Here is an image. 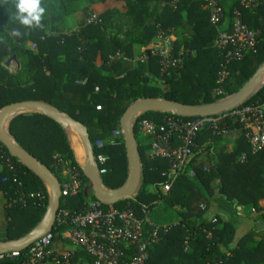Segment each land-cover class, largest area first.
<instances>
[{"label": "trees", "instance_id": "16d2710c", "mask_svg": "<svg viewBox=\"0 0 264 264\" xmlns=\"http://www.w3.org/2000/svg\"><path fill=\"white\" fill-rule=\"evenodd\" d=\"M80 1L89 3V18L94 16L95 21L84 20L73 31H63L58 27L63 12ZM170 1L42 0L46 8L43 27L35 30L24 29L14 21V7L0 5V111L13 104L38 102L78 122L87 131L96 167L106 170L100 176L102 186L109 191L120 189L129 171L124 142L109 145L108 139L119 129L121 117L132 104L147 99L186 106L215 104L239 92L264 63V0L256 1L255 8H245L241 0H216L223 20L227 17L233 21L238 12L242 22L259 34L252 51L225 66L227 76L223 84L218 83V77L225 65V51L214 46L217 29L210 24L204 0H176L174 7L166 5L160 14L150 11L148 6L150 2ZM122 18L130 24L123 33L115 26ZM15 28L28 34L11 37L9 32ZM110 29H116L112 36L108 34ZM168 30L176 38L175 55L183 58L180 69L171 70L168 76L161 75L158 57L147 50L132 70L117 77L123 62L133 60L135 46L146 47L159 32ZM10 58L18 66L12 71L5 66ZM218 89L222 94H216ZM258 99L264 100V86L244 103ZM98 106L100 110L96 109ZM165 115L169 114L145 113L137 120L160 124ZM8 133L18 147L52 173L60 187L69 181L67 175L63 176L65 168L79 175L80 190L88 183L64 128L51 118L37 113L18 115L10 121ZM133 133L141 166L140 185L134 197L119 201L112 208H129L143 220L142 210L147 211L153 226L144 225V236L156 229L157 239L148 247L145 264H264V234L251 231L235 242L236 232L230 223L206 218L212 199L217 196L225 204L261 211L264 152L251 154L240 132L228 137H213L205 132L197 138L191 158L169 192L164 193L162 188L170 181L168 162L149 157L152 138L141 136L136 124ZM226 140L234 145L232 151L218 148ZM96 142H102V147H96ZM172 142L179 145L176 140ZM0 149L6 151L1 143ZM99 156L104 163L97 161ZM4 158H0V191L6 199L7 228L0 243L19 240L34 231L43 219L49 199L46 186L37 176L11 157L16 168L13 175L5 168ZM190 170L195 173L193 178L188 176ZM86 208L81 192L60 199L59 211L67 215L54 223L52 250L70 245L63 235L73 228L71 219L82 215ZM29 248L19 251L20 254L24 255ZM134 252L128 249L127 257ZM71 260L92 263L94 258L76 250ZM23 261L22 257L4 259L0 264Z\"/></svg>", "mask_w": 264, "mask_h": 264}, {"label": "built area", "instance_id": "2783aa9c", "mask_svg": "<svg viewBox=\"0 0 264 264\" xmlns=\"http://www.w3.org/2000/svg\"><path fill=\"white\" fill-rule=\"evenodd\" d=\"M176 2L172 0L161 4L162 7L166 5L174 7ZM241 3L245 8L257 6L255 0H241ZM204 9L209 13L210 24L217 29L214 46L225 51V65L218 77V83L223 84L227 76L225 66L232 61L241 60L244 54L252 51L258 43L259 34L242 22L238 12L235 13L231 23V31L221 29L223 14L216 0H204ZM93 21L95 17L90 16L87 22ZM173 38L169 30L159 32L152 45L151 51L159 59L161 75L168 76L171 70L180 69L183 65L182 56L174 53ZM31 49L34 50V47L32 46ZM11 66L12 70L18 67L15 62L11 63ZM216 94H222L221 89H218ZM96 109L101 108L98 106ZM138 117L133 121L137 132L141 136L152 138L149 157L164 159L168 162L170 181L163 186L164 193L169 192L180 171L191 158L197 138L205 132L213 137H228L240 132L251 154L264 152V100L258 99L249 104L242 103L216 115L197 117L192 120H184L173 113L165 115L160 124L147 119L137 120ZM119 140H123L120 128L112 132L108 144L115 145ZM173 140H176L179 145L174 146ZM95 145L100 148L103 143L96 142ZM0 152H2V157H5L3 163L5 168L15 175L16 168L10 159L11 156L2 149ZM97 161L104 163V158L99 156ZM58 162L61 160L59 159ZM62 165L67 166L66 163ZM64 170L69 181L60 187L61 198H70L81 192V182L77 173L68 168ZM105 173V169H98L99 177ZM188 176L193 178L194 171L190 170ZM107 206L104 209L102 203L98 201L88 202L85 212L71 219L73 228L65 235L73 247L72 250L63 253L52 250L53 234L50 231L35 241L24 255H21L19 251L5 253L0 255V261L22 257L24 258L23 264H47L49 262L53 264H145L148 259V247L157 239L156 229L148 236H144V225L150 224L147 211L142 210L143 220L139 219L129 208L119 211L110 205ZM66 215L67 212L59 211L55 221L60 222L61 217ZM150 226L153 225L150 224ZM130 248L135 252L132 257H127L126 251ZM76 250L86 252L94 258V261L73 263L71 258Z\"/></svg>", "mask_w": 264, "mask_h": 264}, {"label": "water", "instance_id": "95a60500", "mask_svg": "<svg viewBox=\"0 0 264 264\" xmlns=\"http://www.w3.org/2000/svg\"><path fill=\"white\" fill-rule=\"evenodd\" d=\"M13 59L14 58H10L7 60L5 62V66H8ZM263 72L264 63L239 92L215 104L186 106L174 102L151 99L139 100L132 104L125 111L119 121V128L121 129L123 135L129 171L125 184L120 189L115 191H109L101 184V180L98 175V168L96 167L92 152L91 142L85 127L68 116L58 112L56 109L43 103L23 102L13 104L2 109L0 111V143L12 158L16 159L44 183L48 189L49 199L46 212L38 227L19 240L0 243V255L9 252L22 251L31 246L46 233L50 232L59 212V202L61 199V189L58 180L41 163L18 147V145L9 136L8 125L13 118L21 114L37 113L51 118L62 127H72L79 134L83 143L86 163L82 167V170L88 181L92 184L95 200L104 205L113 206L119 201L134 197L140 185L141 166L133 133V121L138 115L151 112L165 114L173 113L181 117H208L216 115L222 111L233 109L244 103V101L250 97L257 80Z\"/></svg>", "mask_w": 264, "mask_h": 264}, {"label": "crops", "instance_id": "0c3cea01", "mask_svg": "<svg viewBox=\"0 0 264 264\" xmlns=\"http://www.w3.org/2000/svg\"><path fill=\"white\" fill-rule=\"evenodd\" d=\"M255 1H259V0H255ZM82 2L83 1L76 3H82ZM161 3L162 2H157V3L150 2L148 4L150 11H153L155 5H160ZM162 10L163 8L158 9V11H156L157 14H160ZM231 23L232 21L229 20V18L225 17L221 29L231 31ZM173 39L175 41L176 38L174 37ZM155 41L156 39L153 40L151 43H149L146 47L135 46L133 49V60H125L123 62L122 70L117 75V77H121L128 71L132 70L134 68L135 62L143 57L145 51L152 49V45L155 43ZM11 63L13 62H10L9 64ZM7 67H9V65ZM63 128L67 137L69 147L74 155V158L77 164L82 168L86 163V156H85L82 140L79 134L72 127L67 126ZM224 147L226 148L225 150L232 151L234 145L231 143L230 140H226L223 141L220 144V146H218V148H224ZM81 159H83L84 162H82ZM2 171H3V165L0 164V173ZM63 176L66 177V174L63 173ZM81 193L83 195V198L86 200L85 194L83 193V189L81 190ZM5 206H6V199L3 193L0 191V242H3L4 240L6 235V228H7V222L5 218ZM259 207L261 209L260 212H256L254 208L251 206L235 207L232 204H225L223 200L217 196L212 199L206 218L209 221L220 219L224 222L230 223L236 232L235 242H237L240 238H242L244 235H246L251 231H256L258 233L264 234V220L262 219V216H264V201L259 202ZM64 235L63 237L69 243L68 239L66 238V235L65 236ZM72 248L73 247L71 246V244L70 245L63 244L61 246H58V248H56L55 251L59 253H63L72 250ZM47 264H53V263L49 262Z\"/></svg>", "mask_w": 264, "mask_h": 264}, {"label": "rangeland", "instance_id": "374dc122", "mask_svg": "<svg viewBox=\"0 0 264 264\" xmlns=\"http://www.w3.org/2000/svg\"><path fill=\"white\" fill-rule=\"evenodd\" d=\"M162 6H163L162 4L155 5L153 8V11L155 12L158 11V9L163 8ZM88 8H89V3L86 1H83L82 3L73 4L68 10L63 12V16L61 18L60 23L58 24V27H60L65 32H70L71 30H74L75 27L79 25V23L83 22L84 20H87V21L89 20L90 13L88 11ZM126 21H127V18H122L115 22L116 28H120V32L122 33L129 30L130 24L126 23ZM115 32H116V29H110L108 31V34L112 36L114 35ZM8 69L12 71L11 64H9ZM263 76H264V72L262 73L257 84L255 85V88L252 90L250 96L256 93L262 86H264ZM83 193L85 194L86 202L91 203L94 201L92 184L89 181L86 184V186L83 188Z\"/></svg>", "mask_w": 264, "mask_h": 264}, {"label": "clouds", "instance_id": "9594fccd", "mask_svg": "<svg viewBox=\"0 0 264 264\" xmlns=\"http://www.w3.org/2000/svg\"><path fill=\"white\" fill-rule=\"evenodd\" d=\"M0 5L15 8L13 19L22 28L35 30L43 27L42 20L46 14V8L42 5V0H0ZM27 34L20 28L9 32V35L14 38H20Z\"/></svg>", "mask_w": 264, "mask_h": 264}, {"label": "bare ground", "instance_id": "6f19581e", "mask_svg": "<svg viewBox=\"0 0 264 264\" xmlns=\"http://www.w3.org/2000/svg\"><path fill=\"white\" fill-rule=\"evenodd\" d=\"M260 77H261V76H260ZM260 77H259V78H260ZM263 79H264V76H263ZM258 80H259V79H258ZM258 80H257V82H258ZM257 82H256V84H257ZM256 84H255V85H256ZM254 88H255V87H254ZM81 161L84 162L83 159H81Z\"/></svg>", "mask_w": 264, "mask_h": 264}]
</instances>
